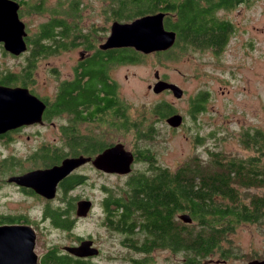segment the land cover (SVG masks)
<instances>
[{"label":"trees","instance_id":"1","mask_svg":"<svg viewBox=\"0 0 264 264\" xmlns=\"http://www.w3.org/2000/svg\"><path fill=\"white\" fill-rule=\"evenodd\" d=\"M13 1L20 5L21 20L20 9L29 0ZM103 1L106 5V18L113 22L126 23L147 15L164 14V28L176 34V41L170 50L158 55L174 58L176 49L181 52L207 49L219 56L235 32L233 23L225 19V15L239 7L249 6L254 0ZM79 6V1L72 0L66 11L51 10L48 21L41 24L32 36L27 34L25 38L29 56L24 66L17 73L9 70L0 72V85L29 88L33 84L35 62L40 57L80 46L91 48L95 34L91 32L93 29L88 32L81 27L78 20ZM29 11L44 13L43 0L30 6ZM220 14L224 15L220 17ZM95 56L88 61L83 72L76 74L74 83H61L56 102L59 112L72 110L73 104H110L111 107H118L122 102L115 96L116 92L108 82L107 66L111 62L138 63L144 58V55L133 49L114 53L105 51ZM83 77H88L86 83H81ZM97 91H100L101 97L95 95ZM207 96V92H199L194 96L190 104V117L204 111ZM103 107L107 108L106 105ZM150 111L158 124L177 113L169 103L162 100L155 103ZM118 112L119 128H126L128 116L121 106ZM146 124L145 121L132 124L135 140L145 144L136 151L138 161L146 164L145 170L130 177L125 186L117 190V195L108 191L102 202L107 228L121 235L122 245L137 255L148 256L154 250L162 249L180 257V264H215L213 258L229 260L236 251L221 247L223 242H227V235L244 224L264 223V199L255 196L245 202L243 198L247 190L264 191V132L256 131L250 136L242 134L241 144L247 150H254L256 155L253 157L230 160L220 152L208 149L205 157H195L170 171L156 164L157 160L148 147L155 138L156 128L153 124ZM63 145L72 148L71 154H91L101 147L87 139L67 140ZM62 153L58 151L59 155ZM0 173L4 176L9 171L0 169ZM80 184L81 179L77 177L66 178L60 183L61 192L65 195ZM73 208L75 212V206L71 203L56 208L45 205L41 219L49 220L54 228L70 231L76 220L70 217ZM184 215L191 219L190 223L181 220L180 217ZM26 223L22 216L0 215V225ZM80 240L75 238L76 242ZM252 258L255 257L240 259L241 262H247ZM89 262L90 259L84 262L60 254L55 247L44 253L41 264ZM131 263L149 264L143 259H132Z\"/></svg>","mask_w":264,"mask_h":264},{"label":"rangeland","instance_id":"2","mask_svg":"<svg viewBox=\"0 0 264 264\" xmlns=\"http://www.w3.org/2000/svg\"><path fill=\"white\" fill-rule=\"evenodd\" d=\"M37 1L29 0L27 5L20 9L21 21L30 36L41 24L48 21L51 10L66 11L72 0H43L46 11L31 13L29 8ZM77 1L80 2L78 20L81 27L89 30L88 32L93 29L91 32L95 34V42H102L113 22L106 18L105 2ZM223 15L220 14V17ZM224 18L233 23L235 32L229 45L219 56L207 49L184 52L176 49L174 58L157 53L144 55L138 63L112 66L110 76L118 84L117 96L122 105L126 106L129 122H126V128L118 127L115 131L105 127L102 137L105 145L121 143L127 150L135 152L142 149L145 144L135 140L132 124L145 121L146 125L153 124L156 128L155 138L148 145L157 160L156 164L170 171L195 157H205L208 149L220 152L230 160L248 159L256 155L251 148L247 150L242 146L241 138L242 134L250 136L256 131L264 132V0H254L249 6L239 7ZM79 48L82 46L40 57L35 62L32 72L33 84L28 89L37 97L50 100L62 82L71 80L73 68L79 61V52L82 51ZM28 56V50L21 56H12L0 45V72L9 70L17 73L26 63ZM155 73L159 75L160 80L181 88L183 97L175 99L169 92L156 95L148 90V86L157 81ZM199 92L208 93L205 109L190 117L191 100ZM161 100L169 103L177 114L183 117L179 128L172 129L165 122L156 123V118L150 110ZM55 123L60 125L65 124V121L56 120ZM50 133L46 127L34 128L20 133L21 139L0 141V160L7 158L16 166L21 162L27 165L25 168L14 170L8 164L4 167L5 162L0 164V169L9 171L5 176L0 173L3 186L9 176L20 175L23 171H28L25 169L32 167L25 159L40 145L37 140L42 136H49L50 141L56 139L52 142L55 147L62 145L63 141ZM25 136H29L30 140L27 141ZM90 141L94 143V140ZM13 155L16 156L14 160L11 159ZM262 165L264 166V160ZM145 166L142 162L136 164L133 167L134 174L143 172ZM78 173L90 179L87 184L68 195L72 198L71 204L75 206L77 199L73 198L77 196L83 197H79L80 199L88 198L94 204L85 219L75 218L74 208L71 209L73 212L70 217L76 220L70 231L54 228L49 220L41 219L45 207L42 201L18 195L5 186L0 193V215L22 216L27 221L25 225L31 226L35 231L34 253L38 262L50 247L62 251L64 246H75V238H80L92 240L94 247L100 251V255L92 258L88 264H132V259H143L149 264H180L181 258L173 256L167 250L157 249L148 256L137 255L122 245L121 235L107 228L102 209V200L105 198L103 188L117 195V190L125 186L128 180L126 177L94 176V171L87 168L80 169ZM255 196L264 199V191L250 189L243 193L245 202ZM61 197L49 206H66L62 204ZM226 238L227 242H223L221 247L236 251L226 264H239L241 257L264 260V223L244 224Z\"/></svg>","mask_w":264,"mask_h":264},{"label":"water","instance_id":"3","mask_svg":"<svg viewBox=\"0 0 264 264\" xmlns=\"http://www.w3.org/2000/svg\"><path fill=\"white\" fill-rule=\"evenodd\" d=\"M20 5L13 0H0V44L5 52L18 57L27 51L25 24L19 18ZM164 14L158 13L137 18L131 22L114 21L110 26L109 36L99 45L100 50L130 48L143 55L166 52L176 41V34L165 30ZM148 86L154 94L170 92L173 98L181 99L183 90L177 85L159 79ZM45 104L30 93L27 88L0 85V135L23 126L42 125ZM183 117L179 114L169 116L165 123L172 129L182 125ZM89 158H67L59 166L47 170H36L19 176H11L6 182L32 190L35 194L51 200L55 197L56 187L72 171L89 162ZM133 156L125 151L122 144L105 149L93 161L96 169L105 173L127 175L131 171ZM89 201L75 204V217L84 219L90 213ZM184 223L191 219L181 216ZM35 231L29 225H0V264H38L34 253ZM91 240H83L76 247H64L63 250L78 258H91L99 255V250L92 247ZM246 264H264V260H253Z\"/></svg>","mask_w":264,"mask_h":264},{"label":"flooded vegetation","instance_id":"4","mask_svg":"<svg viewBox=\"0 0 264 264\" xmlns=\"http://www.w3.org/2000/svg\"><path fill=\"white\" fill-rule=\"evenodd\" d=\"M109 33H110V30H109ZM109 33H108V35H109ZM108 35L105 37V39L102 42H98V43L95 42L94 37H93V40L90 37V39L92 40L94 45H92L91 48H85V47L79 48L82 51L79 52V59H78L79 61L77 62V64L73 68L72 78H71V80H65L64 82L74 83V81L76 80V74H80L81 72H83L84 71L83 69L87 65L88 61L93 59V57L95 55L99 56V54H103V52H105V51H107V53H114L116 51L121 52V50H129L130 49V48H122V49L100 50L99 45L105 42ZM73 49H78V48H73ZM153 54H156V53H153ZM98 56H95V58ZM128 64H132V63L115 64V63L111 62V63H109V65L107 66V69H106L108 82L111 84V86H113L114 91L116 92L115 96L117 98H118V96H117L118 95L117 94L118 84L110 76V71L113 68L112 66H122V65H128ZM87 78L88 77H83L81 83H86ZM64 82H62V83H64ZM8 87H11V86H8ZM16 87H20V86H16ZM61 88H62V86L60 84L58 90L53 92L52 98L50 100H45V99H41V98L37 97L36 95L31 93V91L27 88L31 94H33L34 96L39 98L45 104V110H44L43 116H42L43 124L42 125L34 124V125H30V126H23V127L18 128V129H15L13 131H9L3 135H0V141L4 142L5 140L7 141V140H11V139L12 140L21 139L22 134H20V133H22L25 130L34 129V128H45L46 127L51 131V133H50L51 136H55L58 140L63 141V142H65L67 140L87 139V140H94L95 144L101 145V147L96 152H93L91 154H89L88 152L83 153V154H81V153L71 154L70 153L72 151L71 147L65 146L62 143V145H60L57 148L52 144V142L55 141L56 139H51V141H50L49 136H47V137L42 136L39 140H37L40 143V145L34 150V152L29 157H27L25 159L27 162L29 161L31 163L32 167L25 169L28 171H23V173H21L20 175L27 173V172H31V171H36V170L51 169L54 166L61 165L62 161L64 159H67V158L72 159V158L83 157V158H89L90 159L89 162H87V163L81 165L80 167L76 168L74 171H72L66 177V178L77 177V178L81 179V184L75 186L74 189H72L71 191H69L68 193L63 195V193L61 192L60 183L62 181H64L66 178L63 179L62 181H60L58 183V185L56 187L55 197L51 200L45 199V198L35 194L32 190L18 187L15 184H8L6 182V185H4L5 187L10 188L16 194L25 195V196H28V197H31L34 199L36 198V199L42 201V204H44V205H50L51 202H55L61 196L62 197L60 200L62 201V204L71 203L72 198L68 197V195H70L76 188L84 186L85 184H87V181L90 179V177L78 173V171L82 168L83 169L87 168L88 170L90 169V170L94 171V174H93L94 176H98V175H100V176H103V175L117 176V177L120 176V177H126L127 179H129L130 177L134 176L133 167L136 164L141 163L140 161H138V159H137L138 155L135 151L127 150L124 147L125 151L130 152L133 156V163L131 165L130 173H128L127 175H119V174H115V173H105L101 170L96 169L93 165V161L95 160V158L98 155H100L103 151H105V149L110 148L116 144H121V143L109 144L106 147H104L103 146L104 143L102 141V137H103V133H104L103 129L105 127H107V128H110V129L115 131L119 127V115H118L119 106L122 107L125 115L127 116L126 106H124L122 104L121 105L116 104L117 106L119 105L118 107H111L110 104H73L72 110L70 109L69 111L59 112V109L57 107L56 102L58 101ZM166 92H168V91H166ZM96 94H99V96L101 97L100 91H97L95 93V95ZM103 105H106L107 108L104 109ZM56 120H64L65 124L57 125L55 123ZM25 139L27 141H29L30 137L25 136ZM60 147H64V148H60ZM58 151H61L64 153L59 155ZM58 155L60 156V158L58 157ZM11 159L12 160L16 159V156H14V155L11 156ZM3 162H5L3 165L8 164V165L12 166L14 170H16L17 168H20V167H24V168L27 167L26 163H24V162H21V163H19V166H16V164L14 162L10 161L7 158H5L4 160L3 159L0 160V164H2ZM10 162H12V163H10ZM12 172H14V171H12ZM5 175L6 174H4V176ZM11 176H19V175H11ZM4 186H3V183L0 182V193L4 190L3 189ZM103 191H105V198H106L109 190L103 188ZM79 197L83 198L82 196H77V197L73 198V199H77L76 203L78 201L84 200V201L91 202V204H94L93 201L88 200V198L80 199ZM103 200H102V202H103ZM78 219H80V218H78ZM83 240H89V239H82L79 242H76L75 246H69V247H76ZM64 247H67V246H64ZM64 247L61 248L62 251H60L57 248L56 249L60 254H67L68 256H70L74 259L82 260L84 262L88 261L89 259L91 260L92 258H96V257H91V258L75 257V256L67 253L66 251H64L63 250ZM92 247H94V244L92 245ZM52 248L54 249L55 247H50L49 249H52ZM49 249L46 250V252H48ZM253 260H259V259L252 258L250 261H253ZM41 261H42V257L40 258L38 263L41 264ZM227 261H221L220 259H215L214 263L215 264H226ZM250 261L241 262V259H240L239 264H246Z\"/></svg>","mask_w":264,"mask_h":264}]
</instances>
